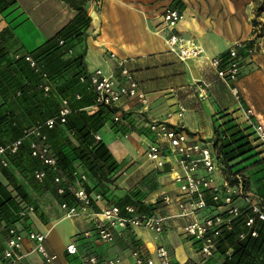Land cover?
Masks as SVG:
<instances>
[{
    "label": "crops",
    "instance_id": "crops-1",
    "mask_svg": "<svg viewBox=\"0 0 264 264\" xmlns=\"http://www.w3.org/2000/svg\"><path fill=\"white\" fill-rule=\"evenodd\" d=\"M170 4L171 0H100L97 4L86 0L83 5L89 24L77 45L84 52L83 61L87 71L101 68L118 77V61H123L148 102V110L143 111L136 101L124 100L121 106L123 123H112L108 119L96 132L119 164L131 165L117 181L119 190L114 192L115 197L127 195L132 198L131 193L137 192L132 194L137 195L135 201L152 208L153 213L174 215L178 212L176 206L172 204L168 209L164 208L159 196L162 193L177 196V185L172 181L170 171L176 164L171 163L173 159L168 157L165 165L157 169L146 158L145 149L153 136L145 127V122L153 118L164 119L166 112H174L181 106L184 108L181 119L177 120L173 116L169 122L182 125L187 132L206 140L215 138V128L224 131V124L230 119H234L238 126L244 124L241 125L242 106L217 77L216 70L210 64V59L215 56L221 58L222 64L226 61L225 54L230 48L231 40L208 29L206 24L191 14L189 8H176L183 12V19L176 24L174 31L192 38L204 49L202 56L180 61L167 50L164 43V36L169 30L164 26L162 12ZM93 10L94 17L91 15ZM76 13L63 0H8L6 3L1 2L0 32L9 30L23 53H28L55 36ZM110 54L114 57H110ZM246 79L247 77L241 79L240 87L242 82L246 83ZM27 81L28 79H22L24 84ZM65 83V79L59 80L58 77L56 84H51V93L57 94L58 103L60 98H68L69 103L75 104L76 108L80 107L74 95L78 92L82 95V86L68 87L66 85L69 82ZM60 89H64L63 92H58ZM2 103L4 102L0 98V106ZM92 105L90 103L79 109L91 115L95 110L86 108ZM17 111L27 116L22 108L16 109V113ZM8 137L13 139L7 131L4 138ZM261 149L256 148L255 152L259 153ZM259 154L264 156V153ZM76 168L82 171L77 165ZM21 169L22 164L18 167L10 166L5 171L0 170V183L20 207H26L28 202L18 196L13 184L21 186L26 193L29 203L34 206V212L28 218L16 222V226L23 231L43 233L46 236L44 245L47 251L56 256L55 264H86L84 260L89 255L95 256L98 262L118 259L117 264H130L133 249L143 247L154 256L158 246L169 250L172 264L184 260L201 264L195 242L183 231V219H169L163 232L156 237L153 232L144 228H128L113 242H103L95 237L94 232L91 236L83 235L90 227L88 218H63L53 185H48L46 190H42L39 184L35 188L20 173ZM144 182L147 186H143ZM73 183V187H76V183ZM87 184L92 193L98 192L94 188L96 181L90 179V175H87ZM131 189L134 190L129 192ZM110 204L113 203L103 199L98 208ZM70 242L77 247L75 255L65 252V247ZM31 248L32 243L24 241L20 251L24 257L19 264H44ZM216 257L218 255L203 264H220Z\"/></svg>",
    "mask_w": 264,
    "mask_h": 264
},
{
    "label": "built area",
    "instance_id": "built-area-1",
    "mask_svg": "<svg viewBox=\"0 0 264 264\" xmlns=\"http://www.w3.org/2000/svg\"><path fill=\"white\" fill-rule=\"evenodd\" d=\"M87 1L97 4L100 0ZM182 19L181 10L172 7L163 9L162 20L165 28L169 30L164 36V43L167 50L183 62L202 56L204 49L192 38L174 31L176 24ZM240 47L241 44L230 47L227 50L228 57L223 64L218 56L210 59L217 77L229 88L235 98H238L239 94L237 82L241 63L238 53ZM68 52L71 53L70 50ZM110 57L114 55L110 54ZM11 58L23 60L33 72L39 75L38 90L44 94L51 91L52 85L42 63L29 53H13ZM118 68V77L106 73L101 68H95L79 76V82H87L88 89L94 96L93 105L86 109L95 111L101 107L118 109L111 114L110 119L113 123H123L121 106L124 100H134L140 104L143 111L148 110L146 95L139 88L130 70L121 60L118 61ZM74 97L80 99L81 95L76 93ZM71 111L68 98H60L56 115L23 130L21 138L0 145V169L9 167L8 156L17 152L22 140L34 137L29 141L31 156L58 173L54 178V182L58 185L57 194H63L65 186L68 185V190L74 198L72 205L59 203L63 218L85 217L90 220V227L83 233L84 236H91L94 232L96 238L110 243L128 228H144L153 232L156 237L163 232L169 219L180 218L185 221L183 228L185 235L196 244L201 264L218 255L217 237L223 230L231 231L234 222L243 211L246 213L244 220L246 230L239 232L238 239L257 236L254 224L256 221L264 222V206H261L252 195L245 183L246 178L240 172H233V175L229 177L225 174L219 151L222 136L211 140L201 139L187 132L182 125L169 122L173 116H176L177 120L181 119L183 107L178 106L174 112H166L164 119L153 118L145 122V127L153 136L145 149L146 158L154 168L159 169L165 165L168 157H171L173 159L171 163L176 164L177 167L170 168L172 181L177 185V196L171 197L168 193H162L159 196L164 208L168 209L172 204L176 206L178 212L174 215L160 213L147 215L136 212L131 204H126L123 209L114 204L98 208L103 197L100 193H92L84 188L82 184L87 181L86 174L79 170L72 172L76 187L67 182L66 178L57 171L56 158L51 152L44 128L51 129L56 123L63 124ZM241 113L243 116L241 125L244 124L243 126L239 124L241 130L251 145L255 149L261 147L259 153H264V124L252 118L253 112L250 109H242ZM94 138L97 141L100 140L97 133L94 134ZM33 175L39 183L46 177L44 170H35ZM33 212V206H26L20 210L19 215L28 217ZM45 239L46 236L43 233L34 230L23 231L16 225L9 228L6 237L0 241V264H19L24 257L20 251L26 240L32 243L31 251L37 253L44 264H55L56 256L47 251L44 245ZM77 251L73 242L65 247L68 255H75ZM154 254L153 256L143 247H137L131 251L130 264H172L167 248L158 246ZM84 261L86 264H117L119 262L118 259L98 262L92 255L86 256ZM178 264L195 263L192 260H184Z\"/></svg>",
    "mask_w": 264,
    "mask_h": 264
},
{
    "label": "trees",
    "instance_id": "trees-1",
    "mask_svg": "<svg viewBox=\"0 0 264 264\" xmlns=\"http://www.w3.org/2000/svg\"><path fill=\"white\" fill-rule=\"evenodd\" d=\"M6 1L8 0H0V8L1 2L6 3ZM63 1L76 10L77 13L74 18L45 44L28 53L44 65L52 85L56 84L58 77L59 80L61 78L65 79L66 83L69 82L66 85L68 87H79L81 85V88H83L82 95L80 99L76 100L79 101L77 105L85 106L94 102V96L89 91L87 82H79V76L87 73L83 61L84 52L78 48L79 44L77 45V42L83 38L89 24L83 5L86 0ZM259 10H264V5L260 6ZM60 41H62L61 44ZM69 50L71 53L68 52ZM17 52L23 53L22 48L17 44V40L12 33L4 29L0 32V98L4 102L0 106V145L21 138L23 130L56 115L59 108L57 102V107L54 105L51 109L46 98L48 94H44L37 89L40 82L39 75L37 74L36 77V73L23 60H13L11 58V55ZM8 54L10 55L8 56ZM225 55L228 57V53ZM23 78L28 79L26 84L22 83ZM63 90L60 89L58 92H63ZM69 106L72 111L67 116L66 122L63 124L56 123L51 129L44 128L51 152L56 158L57 171L66 178L68 183L72 184L74 181L72 172L77 170L76 165L79 166L82 173L86 176L90 175V179L96 181L94 188L98 189L97 193H100L102 197H107L111 190L106 185L113 183L112 177L120 164L113 158L105 144L100 140H95L94 134L118 109L101 107L93 114L87 115L80 111L81 106L76 108L75 104L72 103H69ZM18 108H22L30 118V120L28 119L29 127H25L18 118L16 113ZM224 125V131L215 128L214 133L215 138L222 136L219 151L224 164L223 170L229 177L233 175L231 168L233 161L245 156L255 148L238 124L228 121ZM7 131L13 138L12 140L9 137L4 138ZM31 139H34V137L31 136L22 140L17 152L8 156L10 164L16 167L22 164L20 173H23L35 188L36 184H39L42 190L48 189V185H53L52 188L57 194L58 185L54 182V178L58 173L31 156L29 149ZM9 167L0 170L5 171ZM35 170H44L46 173V177L41 183L34 179L33 173ZM13 185V189L18 196L28 202L27 206H33L29 203L21 186L16 183ZM82 185L87 191H92L87 181ZM57 195L59 203L74 204V198L68 190V185L65 186L63 194ZM114 200L113 204L121 209L126 204H131L136 212L147 215L153 213L152 208L150 209L143 203L132 200L127 195L119 196ZM23 208L16 203L9 191L0 183V226H3L0 230V241L6 237L7 230L15 226L16 222L28 218L19 215L20 210ZM245 218L246 213L243 211L241 216L234 222L233 229L231 231L223 230L217 237V253L222 258L220 264H264V222H255L256 237L247 236L245 239L239 240V232L246 230Z\"/></svg>",
    "mask_w": 264,
    "mask_h": 264
},
{
    "label": "rangeland",
    "instance_id": "rangeland-1",
    "mask_svg": "<svg viewBox=\"0 0 264 264\" xmlns=\"http://www.w3.org/2000/svg\"><path fill=\"white\" fill-rule=\"evenodd\" d=\"M262 5H264V0H171L170 7L181 10L189 8L191 14L206 24L208 29L223 37H228L231 40L230 47L241 44L238 50L241 63L237 82L239 94L236 101L243 109H250L253 112L254 120L264 124V10H259ZM243 77H247L246 83L242 82L240 87L239 84ZM49 82H51L50 78ZM56 95L48 93L46 96L51 109L57 105L58 96ZM17 116L25 127H29L26 116L21 115L19 111H17ZM241 117L243 119L242 115ZM229 121L236 124L234 119ZM130 166L125 163L119 165L112 177L113 183L106 185L111 190L107 197H103L106 202L114 203V199L118 198L114 194L116 190H119L116 183L130 169ZM231 168L232 172L238 171L246 178L245 182L252 195L261 206H264V156H260L254 149L234 160ZM24 177L26 179V176ZM144 185L147 186V183L144 182ZM132 194H137V192L131 193V199L135 201L134 198L137 195ZM56 198L58 202L57 194ZM2 228L1 225L0 230ZM218 257L216 260L221 262L222 258Z\"/></svg>",
    "mask_w": 264,
    "mask_h": 264
},
{
    "label": "water",
    "instance_id": "water-1",
    "mask_svg": "<svg viewBox=\"0 0 264 264\" xmlns=\"http://www.w3.org/2000/svg\"><path fill=\"white\" fill-rule=\"evenodd\" d=\"M91 15H92L93 17L95 16V11H94V10L92 11Z\"/></svg>",
    "mask_w": 264,
    "mask_h": 264
}]
</instances>
